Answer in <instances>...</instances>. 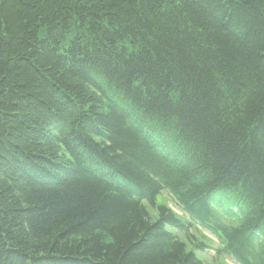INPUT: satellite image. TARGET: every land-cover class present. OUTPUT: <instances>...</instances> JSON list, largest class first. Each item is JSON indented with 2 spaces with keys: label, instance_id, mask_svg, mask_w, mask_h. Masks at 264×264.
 Returning <instances> with one entry per match:
<instances>
[{
  "label": "trees",
  "instance_id": "1",
  "mask_svg": "<svg viewBox=\"0 0 264 264\" xmlns=\"http://www.w3.org/2000/svg\"><path fill=\"white\" fill-rule=\"evenodd\" d=\"M164 191L264 264V0H0V264H210Z\"/></svg>",
  "mask_w": 264,
  "mask_h": 264
},
{
  "label": "rangeland",
  "instance_id": "2",
  "mask_svg": "<svg viewBox=\"0 0 264 264\" xmlns=\"http://www.w3.org/2000/svg\"><path fill=\"white\" fill-rule=\"evenodd\" d=\"M157 202L168 205L183 219L184 222L187 223V226L189 228L187 231H180L176 228L169 227V229L177 234L179 238L185 240L189 245L190 240L194 242H196V240L198 239L206 241L208 247L205 250H195L196 254L201 259L210 264H239V262L233 256L220 251V249L222 248V243L220 242L218 237L209 228H205L200 222L194 220L188 213L183 211L181 207L175 202L172 194H170L168 191H164L157 198ZM214 207L221 213V223L230 224L234 221V219H231V217L226 213L228 205H224L223 207L218 208V205L214 203ZM148 208L152 209L149 204ZM149 211L152 218L154 216L153 210L151 211L149 209Z\"/></svg>",
  "mask_w": 264,
  "mask_h": 264
}]
</instances>
